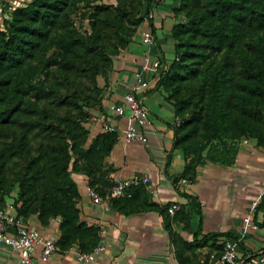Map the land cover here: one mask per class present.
<instances>
[{"label": "trees", "instance_id": "1", "mask_svg": "<svg viewBox=\"0 0 264 264\" xmlns=\"http://www.w3.org/2000/svg\"><path fill=\"white\" fill-rule=\"evenodd\" d=\"M137 1L143 5L144 17L152 29L151 5L162 0ZM84 2L90 4L91 0H30L2 17L0 192L5 193L6 166L24 153L29 134L39 129L54 145L41 148L39 156L28 163L25 174L15 179L16 218L23 221L36 215L42 225L59 219V251L78 244L82 253H89L97 245V229L80 219L79 188L72 174L87 176L88 186L101 197L109 193L112 181L105 180L101 185V168L117 143V134L104 132L88 144L85 127L90 110L101 106L102 88L97 86L94 99L81 108L77 118L62 117L58 126L48 127L21 123L34 115V110H40L38 103L46 99L36 79L47 78L53 67L69 68V54L82 49L93 68L102 55L108 65L106 74L100 76L105 80L113 58L132 42L136 32L125 26L128 15L119 5L113 16L107 14L108 8L95 6L89 16L91 33L77 34L71 14ZM172 12L184 22L171 29L175 57L160 73L158 86L166 92L180 121L175 127L174 146L192 156L186 167L192 181L195 168L205 160L224 166L233 164L236 142L241 139H255L264 147V0H179ZM103 14L104 29L116 28L113 48L105 46L96 26ZM142 21L140 16L133 25ZM194 80L203 81L199 97L182 91L183 85ZM62 105L72 103L63 101L58 106ZM10 139L16 141V147L3 145ZM40 182L44 188L36 194L35 187ZM128 193L129 197L113 199V206L128 213L158 209L148 204L150 195L144 187L131 188ZM138 194L144 201L136 204ZM2 207L1 204L0 210Z\"/></svg>", "mask_w": 264, "mask_h": 264}, {"label": "crops", "instance_id": "2", "mask_svg": "<svg viewBox=\"0 0 264 264\" xmlns=\"http://www.w3.org/2000/svg\"><path fill=\"white\" fill-rule=\"evenodd\" d=\"M178 2L152 3V29L149 23L144 24L129 46L113 58L107 79L99 82L103 90L101 106L90 110L85 124L88 144L105 132L104 125L118 137L101 168V185L105 180L145 174L151 179L148 204L158 209L128 213L114 207L112 200L108 207L94 204L87 194L88 177L73 173L80 194V219L97 229L96 246L102 250L93 261L80 262L78 255L85 253L75 244L42 261L37 247L31 264H210L226 241L236 245L238 260L264 250V196L258 199L264 190V147L255 139H241L236 142L233 164L224 166L205 160L195 168L190 181L186 167L192 156L174 146L177 118L166 92L158 86L161 70L154 69L153 62L159 59L169 66L175 57L171 29L184 22L172 12ZM145 32L153 36V46L143 42ZM137 74L142 75L146 87L138 86ZM128 93L148 109L150 123L145 129L129 117L125 102ZM117 107L122 111L118 112ZM130 128L143 133L146 143L127 142L125 134ZM143 201L141 195L135 196L136 204ZM173 204L179 209L173 214L166 212ZM9 213L17 217L14 209ZM22 222L37 229L45 241L57 242L60 237L59 219L42 225L33 215ZM0 264L20 262L14 253H0Z\"/></svg>", "mask_w": 264, "mask_h": 264}, {"label": "rangeland", "instance_id": "3", "mask_svg": "<svg viewBox=\"0 0 264 264\" xmlns=\"http://www.w3.org/2000/svg\"><path fill=\"white\" fill-rule=\"evenodd\" d=\"M30 0H1L0 1V22L9 10H12L19 5H22ZM89 2V1H88ZM120 6L126 13L127 19L124 20L125 26L130 28L133 33L147 23L144 17L143 5L137 0H91V3L84 2L75 8L71 14V21L73 29L77 34H90L91 27L89 17L95 6H104L108 8L107 14L117 15L115 8ZM143 18L141 24L136 26L133 22L137 21L139 17ZM105 15H101L96 21V26L101 30V35L105 46L113 48L116 44V28L104 29L103 19ZM135 28V29H134ZM135 33V34H136ZM134 36V35H133ZM68 66L53 67L47 78L39 76L36 81L39 82L42 92L46 95V99L38 103L40 110H34V115L28 119L21 120V123L27 121L29 124L58 126V119L66 116L79 117L81 108L89 104L95 97L97 86L102 79L100 76L107 72V62L102 55L97 57V65L95 68L90 67L87 57L82 52V49H77L68 56ZM169 67V66H168ZM168 69V68H167ZM98 72V75H95ZM202 80L189 81L182 87V91L187 96L195 95L199 97L198 93L201 92ZM63 101L71 102V106H58ZM32 103V102H31ZM31 106L34 105L32 104ZM187 118V116L185 117ZM17 136L20 131L17 129ZM3 145L16 147V141L11 139L6 141ZM54 142L42 133L39 129H34L29 134L28 145L23 154L19 157L12 159L11 163L6 166L5 179L6 187L3 189L5 193L0 192V205L2 208L12 206L14 208V200L18 195V188L15 179L22 177L25 174V168L28 163L39 156V151L45 146L52 148ZM194 145V144H193ZM36 194H40L43 190L42 182L35 187Z\"/></svg>", "mask_w": 264, "mask_h": 264}, {"label": "built area", "instance_id": "4", "mask_svg": "<svg viewBox=\"0 0 264 264\" xmlns=\"http://www.w3.org/2000/svg\"><path fill=\"white\" fill-rule=\"evenodd\" d=\"M143 42L148 46L154 45V38L150 32H145ZM154 69H160V72L167 70L168 66L162 64L161 60L156 59L153 62ZM137 84L140 88L147 86L141 74L136 75ZM125 102L129 117L135 122L138 127L145 129L149 125V112L146 106L135 97L133 93L125 95ZM118 112L122 111L121 107H117ZM180 121L177 119L176 125ZM105 132L112 131L109 126L104 125ZM127 142L140 141L146 143L147 139L143 133L137 132L135 128H130L126 134ZM144 187L146 190L151 189V179L145 174L133 175L129 178H115L112 181L107 199L98 195L94 189L88 188L87 194L92 199L94 204L109 205V201L124 196L129 197L131 188ZM264 196V190L260 192L259 201ZM259 202H256V205ZM12 206L2 208L0 210V253H14L17 255L20 264H31L33 254L37 247H40V258L46 261L52 254L59 251L57 243L54 241L43 240L40 232L34 228H28L21 220L11 216L10 210ZM179 209L177 204H173L168 208V213L173 214ZM248 222V219L244 220ZM102 250L101 246H96L91 252L79 254L80 262L93 261L95 256ZM210 264H264V250L254 257H249L245 260H238L236 256V245L231 241H226L223 245L222 252L219 256L211 261Z\"/></svg>", "mask_w": 264, "mask_h": 264}]
</instances>
